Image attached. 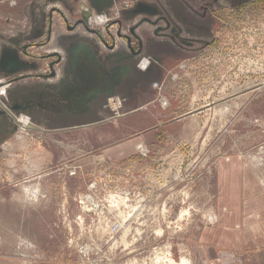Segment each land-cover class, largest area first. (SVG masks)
I'll list each match as a JSON object with an SVG mask.
<instances>
[{"label":"rangeland","instance_id":"374dc122","mask_svg":"<svg viewBox=\"0 0 264 264\" xmlns=\"http://www.w3.org/2000/svg\"><path fill=\"white\" fill-rule=\"evenodd\" d=\"M249 179L264 194V0H0V264H211L224 220L258 239L232 263L264 264Z\"/></svg>","mask_w":264,"mask_h":264},{"label":"crops","instance_id":"0c3cea01","mask_svg":"<svg viewBox=\"0 0 264 264\" xmlns=\"http://www.w3.org/2000/svg\"><path fill=\"white\" fill-rule=\"evenodd\" d=\"M89 12L91 13V15L93 17V12H91V10ZM99 18L100 17L97 16L96 24L97 23L102 24ZM103 24H105V23H103ZM56 33H61L62 35H65L66 38H68V35L71 34L68 27H66L64 25H62L60 28L54 29L53 39L55 38ZM37 34H38L37 37L40 38V36L43 34V31L40 30L37 32ZM9 43H11V42L9 41ZM7 45H9V44H5V46L3 47L5 49L4 50L5 53L9 52L12 49L10 45L9 46H7ZM7 57H8V55L4 56L3 58L8 60ZM7 62L8 61H5L6 64H7ZM150 72H153V71H150ZM60 80L62 81V84L64 83V85L66 87L67 86L69 87V85L71 84L69 82L67 83L68 78H66V77H63V78L61 77ZM7 112L9 113V116H11V118L13 119L14 117H12L10 112L9 111H7ZM14 119H16V118H14ZM249 181H250V183L247 182L246 187L240 188L239 190H233L234 196H235V201L236 202L241 201L239 206H238V209H240V210L236 209V207H235L234 211L235 212H237V211H243L244 212V215H243L244 216V224L249 225V226L251 225L254 228H258L260 226H263V228L260 227V229L258 230V231H261V232H259V236H261L264 232V194L261 193V189L258 186L256 181H253L250 179H249ZM242 195H245L246 200H247V202L244 204H242V202H243L242 201V197H243ZM231 203H232V201H231ZM223 204H224V212L225 213H230V215L234 213V211H232V209H231L233 206L232 204H229V205L225 204V203H223ZM220 205H222V203ZM237 213H239V212H237ZM227 216H229V215L227 214ZM224 217H226V216H224ZM259 221L261 222L262 225L260 224ZM256 225H259V226H256ZM249 226H248V228H249ZM230 229H231V225H229L228 222H225V220H224V222H222V224H221V227L217 228L215 230V232H213L214 234H216V237L213 240L215 241L214 245L217 248L219 247L218 252L225 250L227 253L224 254V257L220 256L217 259L212 258L211 264H233V263H235V262L232 263V259H234L233 255L237 252L238 253L242 252L246 246H248L250 243L257 242V240H258V239L254 240L252 238V236L250 237L252 239L241 236V233H242L241 230L238 231L237 233H233ZM208 242L213 244L211 240H209ZM217 256H219V255L217 254ZM225 257H227L228 259H226Z\"/></svg>","mask_w":264,"mask_h":264},{"label":"flooded vegetation","instance_id":"af4514ba","mask_svg":"<svg viewBox=\"0 0 264 264\" xmlns=\"http://www.w3.org/2000/svg\"><path fill=\"white\" fill-rule=\"evenodd\" d=\"M141 5V4H140ZM139 5V6H140ZM81 9H82V11H85L86 12V14H87V16L88 17H90L91 16V13L89 12L90 11V9L85 5V4H82V6H81ZM142 11H146V14H148V15H150V14H153V16L156 14V15H158V16H161L160 14H158V12H157V10H153V9H151V10H148L147 8H142L141 9ZM134 12H129V13H138V11L139 10H137V7H136V9H134L133 10ZM151 16V15H150ZM162 17H160V19H161ZM100 21H101V23L103 24V23H106V17H102V16H100ZM163 20L164 21H167V18H164L163 17ZM80 22H82V21H80ZM169 25V24H168ZM174 39V38H173ZM183 44L185 45H188V46H191L192 44H191V42H187V41H185V42H183ZM109 48H113V46H109ZM139 50H135L134 48H133V50H132V52H131V56H133L132 58H136V57H138V56H140V58L142 57V54H141V52H142V46L140 45V43H139V48H138ZM147 63V62H146ZM160 64H161V60L159 59V58H155V61H150V62H148V69L147 70H149V72L150 71H153L154 72V70H156V68L158 67V66H160ZM138 69V67H132V66H130L129 68H127V69H121L120 68V72H116V71H113V74H114V77H116L117 75H119L120 77L122 76V75H120V73H122V74H124V75H128V73H129V71L131 72V70L133 71V70H137ZM141 69V68H140ZM140 73V72H139ZM87 74H89V70H87ZM51 76H52V73L50 74ZM88 76V75H87ZM81 81V82H80ZM80 81H79V79H78V82H80L81 84L82 83H90V80L88 79V77L85 79V81L84 80H81L80 79ZM70 86H71V88H73L74 87V85H72V84H70ZM118 85L116 84L115 85V87H117ZM104 87V86H103ZM103 87H100V89H98L97 91H96V94H98V92H99V90H101V89H104ZM115 87H114V89H115ZM110 88V87H109ZM108 88V89H109ZM114 89H113V91H114ZM98 100H100V98H98L95 102H97ZM15 109V108H14Z\"/></svg>","mask_w":264,"mask_h":264},{"label":"water","instance_id":"95a60500","mask_svg":"<svg viewBox=\"0 0 264 264\" xmlns=\"http://www.w3.org/2000/svg\"><path fill=\"white\" fill-rule=\"evenodd\" d=\"M151 16H153V14H150ZM151 22V21H150ZM167 22V21H166ZM81 24H83L85 27H87L88 28V26L86 25L87 23H86V21L83 19V21L82 22H80ZM84 23H86V24H84ZM167 24H169V23H167ZM170 25V24H169ZM131 33H132V35L136 38V39H138L139 41H141L138 37H137V35L134 33V31L132 30L131 31ZM98 36H99V38L105 43V40H103V38H102V36H101V34L100 33H98L97 34ZM120 37H121V34H120ZM125 40H127V42H128V47H129V49L131 50V52H132V50H133V48H132V46H131V42H132V40H131V38L130 37H125ZM141 45V44H140ZM142 46V45H141ZM58 56V55H57ZM14 58H15V61H13L12 63H10V62H7V64L5 63V70L7 71V72H9V73H12V72H14V71H17V70H19V68H20V66L22 65V67L23 68H26V67H28V68H31V69H36V66L34 65V64H30V65H26V64H24L23 62H20L19 61V57L17 56V55H15L14 56ZM59 58H60V56H59ZM92 62L94 63V59H93V56H92ZM54 65L55 64H51L50 65V71H52V76L54 77L55 76V74H56V71H54ZM87 68V67H86ZM88 70V69H87ZM84 81H85V79H83ZM116 85V83H115V81H113L112 80V78L110 79V80H108L107 82H102L100 85H99V87H98V89H100V87H102V86H104L103 88L104 89H101V90H99V92H98V94H94V96L93 97H91V98H89V102L88 103H86L87 104V108H91V107H89L90 106V102L92 101V100H95V99H97L98 97H99V93H109V91H111L112 90V88L114 87ZM110 87V88H109ZM109 88V89H108ZM97 89V90H98ZM65 90H69V88H66L65 86L63 87V89H62V91H61V95L62 96H64V92H65ZM98 95V96H97Z\"/></svg>","mask_w":264,"mask_h":264},{"label":"bare ground","instance_id":"6f19581e","mask_svg":"<svg viewBox=\"0 0 264 264\" xmlns=\"http://www.w3.org/2000/svg\"><path fill=\"white\" fill-rule=\"evenodd\" d=\"M103 87V86H102ZM96 94V93H95ZM245 99V98H244ZM227 107V106H226ZM229 107V106H228ZM226 109V108H225ZM29 117H25V116H22L21 118H20V122L24 125V127H23V129H25L26 128V126L28 125V123L30 122L29 121ZM28 127V126H27ZM83 209H84V207H83ZM97 210V209H96ZM132 214V213H131ZM129 216V215H128ZM127 231V230H126ZM128 233H129V231H128ZM126 236V234L124 235V237ZM123 237V238H124ZM123 241L124 240H122V243H123ZM173 263V262H172ZM177 264H191L190 263V261L189 260H187V259H182V261L181 262H177Z\"/></svg>","mask_w":264,"mask_h":264}]
</instances>
